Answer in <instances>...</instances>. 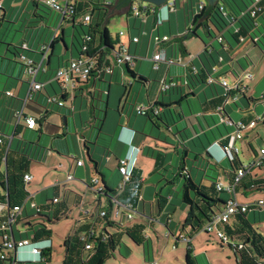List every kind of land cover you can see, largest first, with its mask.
Segmentation results:
<instances>
[{"label":"crops","instance_id":"1","mask_svg":"<svg viewBox=\"0 0 264 264\" xmlns=\"http://www.w3.org/2000/svg\"><path fill=\"white\" fill-rule=\"evenodd\" d=\"M70 1L72 3L75 2V0ZM123 14L121 12V15ZM112 17L114 16L112 15L109 18L108 25ZM169 17L171 18L170 23H168ZM182 18L179 9L177 13L167 7L160 9L157 12L158 24L157 26L154 25V30L160 35H170L169 32L172 30L175 31L173 35H182L186 31L181 30L180 21H182ZM151 19L153 21L154 17L141 19L142 22H146L144 28L145 34L147 33V26ZM75 20L76 23L82 22L81 17ZM125 23L127 25L125 36L119 37L120 33H116L115 37H119L121 42L129 47L130 52L138 57V55L142 54L139 45L144 43L146 36L141 37L138 44L133 43L132 39L139 37L136 31L139 27L138 21L132 23L131 20L126 19ZM60 29L58 36L60 38L65 37L67 48L63 40L59 38L55 54L59 57H64L68 61L72 57H78L72 47V36L74 33L73 19L65 21ZM198 34L201 37L199 31ZM50 36L49 34H45L44 39L48 41ZM150 39L151 36H148L146 41L148 45L151 41ZM227 39L223 46L220 44L221 48L218 49L214 43L215 40L207 42L204 39L207 43L206 46L201 38H191L192 43L189 42L187 44L185 42L189 56L182 58L183 60L180 64L172 66L161 64L165 66V73H161L162 68L160 65L159 73L154 77V81L147 77V72L153 68L152 59L149 61L144 60L143 62L138 59L136 67L133 70L146 78L147 82L143 84V87L146 89V96H138L137 101L139 103L136 104L135 108L139 105L152 107V120L146 116L135 115V112L132 113L128 107L131 94H134L135 90L137 93H141L142 87L131 80L126 67L116 64L112 65L111 61L107 62V65L112 67V73L102 72L103 74H99L97 72L87 83L78 86L73 91L70 89L69 95L71 97L73 95V99L70 96L66 99L59 97L60 100L63 99L64 103V106L61 107L49 100V97H58L63 94L61 85L55 79L56 73L45 72L48 62L51 63L52 69L63 67L58 58L52 57L50 59L49 55L42 65L37 76V81L43 83L44 87L41 91L33 94L30 99H28L30 77L25 71L24 63L18 59L10 60L11 63L7 62L5 70L0 74V89H2L0 91V135L3 139V143L0 144V172L4 173L6 171V157L3 151L11 145L12 150L26 152L31 157L28 174L32 176V181L26 184L29 196L24 202L25 206L19 221L15 223L19 227H25L20 233L30 231L41 223H44L48 229L52 230L54 223L44 219L35 221V212L30 204L34 202L40 207H44V205H47V201L53 199L58 194L61 196V199L66 200L67 206L72 208V210L74 203H80L79 207H74L77 209V215L75 216V221H70L72 228L63 237V242L72 232L87 230L91 224L95 222L99 223L100 221L91 220L94 212L88 205H91V202H95V210L97 208V211H103L110 208V202L107 196L97 195L91 190L89 186L92 180L98 179L102 187L107 185L109 188L115 190L122 179L118 173L119 159L134 157L136 168L140 171L144 186L133 219L128 221L124 217L121 221L111 226L101 224L100 232L97 233L95 231L96 235L98 236L101 233L108 237L112 234L115 237L120 236L121 238V235L125 234L129 229L135 227L142 229L141 238L143 237L144 239L139 248L142 246L146 250V245L148 246L150 253L148 252V255H145L146 252H144V260L149 262L157 254L155 246L157 241L163 236L161 234H163L162 231L165 229L167 231V240H172L175 243L176 250L180 243L184 244L185 257L187 250L191 249L198 264H215L211 258V254L207 250L208 245L196 246V241L199 240L203 231L193 234L190 228L186 227L182 228L179 232L180 223L184 221H179L177 225L176 221H173L174 216L171 211L174 199L171 196L166 198L163 195H158L157 198H152L153 200L149 202L152 206L151 209L157 206L159 216L158 218L155 215L149 216L146 206L149 200L146 201V199L147 196L153 195V190L148 189L153 186L147 187L148 185H145L155 175L161 177L162 173H164L163 178L168 179L165 186L173 185L176 188L174 178L170 179L169 176L174 172L173 176L180 178L177 177L179 171L176 172V168L178 162L180 163L183 151L188 148L195 151V148L191 145L193 139L199 136L203 137L205 134L210 135L212 131H216L218 127L222 126L221 116L217 113L216 107L220 104L221 95L224 94L225 89L219 84L209 87L204 83H199L198 80L194 79L193 72L197 71L198 75L199 73H203L204 77H206L205 73L207 71V73L209 72L214 77H223L232 87L238 82L245 85V74H251V68L248 64L252 62V48L257 46L250 40L239 43L231 38ZM199 40L202 42V45L198 42ZM44 41L33 44L26 41L19 46L21 47L26 44L28 47L26 50L16 48L20 54L25 55L39 65L42 60L41 48L43 45L49 43L46 41L45 43ZM169 44L170 42L163 46L166 49L167 58L180 57L179 54L174 56ZM206 49L208 51V59L204 58ZM221 58L222 61L220 60ZM253 79L254 76L252 75L250 80ZM162 80L168 82L174 80L179 86L166 93H162L160 92V82ZM151 81L155 85L153 90L149 91V88L152 86ZM249 90L250 88L247 86L246 92L233 91L231 97L224 103L227 116L235 122H244L250 125L251 122L260 118V121H257L254 127L246 131L247 134L240 141L246 148L247 164L259 157V151L254 147L250 139L261 137L264 134V109L262 112L258 110V106L264 105V101L255 102V94L251 93L248 96ZM7 92H11L12 95L8 96ZM245 96L250 99L249 105L243 99ZM124 100L125 103H123ZM239 102H241V106H239ZM254 102L257 105L256 108ZM156 111L158 112L156 113ZM21 112H23L24 116H31L37 120L41 119L45 114L47 116L42 124L37 123L35 129H28L16 117L17 113ZM239 112H242V114ZM102 115L104 116V122L101 127L102 130H99L96 128L101 121ZM158 117L161 119L159 120ZM103 134L107 136L111 135V138L105 143L106 148H103V145H101V136ZM215 143L217 142L208 146L204 157L209 160L211 166L219 168L218 180L230 182V178L226 172H224L225 176L221 178L222 169L219 164L225 159L220 148L214 145ZM102 148L106 152H102ZM241 152H244V150L241 149ZM88 153L92 155L94 161L99 163L97 169L94 162L90 160ZM158 153L166 156L165 164L160 170L156 169L154 158ZM187 157V169L192 175L200 177L204 168V162H202L203 165L199 164L200 169L192 168L194 165V162L192 164L190 160L192 153H188ZM239 158L242 161L240 154ZM78 160L83 161L82 166H77ZM190 163L191 167H189ZM195 163L197 164L198 162ZM256 170L252 171V177L264 180V171L259 170L260 172L257 173ZM206 172L211 173L208 169ZM68 175L73 177L72 181H67L66 177ZM163 178L158 181V184L161 183ZM54 183L57 185L55 186ZM203 184L209 185V182L203 181ZM243 184L250 186L248 181H244ZM0 192L5 193L1 185ZM232 197L236 198L240 203H250L257 199H264V190L256 191L239 186L234 196L228 195V199ZM71 211L70 215H72ZM166 217L167 221H165ZM249 218L252 220V215ZM233 223L234 219H232L230 224ZM15 224L14 229L16 231ZM260 226L261 224L256 227L264 234ZM72 229L74 230L72 231ZM191 234H193L192 237ZM42 245H52L54 248L53 235L49 239L44 240ZM151 247L153 255L151 254ZM25 250L28 251H24L22 255L27 259V262H37L35 261L37 256L30 252V248ZM121 253L122 251L119 250V254ZM177 261L179 262L178 258ZM184 262L185 260L180 263L184 264ZM168 264L175 263L168 262Z\"/></svg>","mask_w":264,"mask_h":264},{"label":"trees","instance_id":"2","mask_svg":"<svg viewBox=\"0 0 264 264\" xmlns=\"http://www.w3.org/2000/svg\"><path fill=\"white\" fill-rule=\"evenodd\" d=\"M133 1L134 0H114L113 5H106L105 0H75L73 3L75 14L73 15L74 33L72 36V47L78 57H72L71 60L77 59L83 55H94L98 58L99 68H101L105 62L107 65V62L110 61L109 57L114 56V51L122 43L119 39V37H121L120 34L119 37L113 38L108 28V20L112 16L111 11L117 10L130 15L133 8ZM203 1L205 0H176L173 11L177 13L179 9V11L183 13L186 31L182 35H173L172 31L169 32V36L171 37L169 45L174 56L176 54H179L181 58L189 56L185 42L186 39L192 38V36L201 38L203 43L207 46L206 41L198 34V31L200 30H202L211 40L218 41L222 46L224 42L228 40L227 38H231L239 43H242L241 39L244 38L245 41L250 40L256 46H259L264 50V0H261L257 4V6L261 8V11L257 12L255 17L251 15V9L256 4V0H219L215 5H209L207 2H204L203 8L200 9ZM32 3L36 8L35 16L40 17V22L43 23L45 18L39 13L40 7H44V9L49 12L52 10L44 5L35 2ZM178 4H180V7ZM150 8L151 10L147 8L145 12L148 16L152 15L154 17L153 25L157 26V12L160 8L152 5ZM86 16L90 17V21L85 24L83 21ZM80 17L82 18V22L76 23L75 19ZM170 22L171 18L169 17L168 23ZM188 23H190V26H188ZM138 24L139 27L136 31L140 41L142 33H145L144 28L146 22L138 21ZM52 38L49 42L51 43L50 59L52 57L58 58L59 62H61V66L67 65L71 60H65L64 57L62 58L55 54L60 37L57 36L54 39ZM64 38L65 37L63 36L60 39L63 40L64 45L67 48ZM220 38L222 41L219 40ZM166 44L167 43H165V45ZM84 46H87V51L85 53L83 52ZM18 48L22 49V46ZM9 51L14 54V59L19 60L21 54L17 48H15L14 51L9 48ZM207 52L206 49L204 58L208 59ZM136 58L138 57L136 56ZM200 59L202 60V58ZM46 67V73L50 72L55 74L59 70L52 69L50 62H48ZM126 70L135 80L142 84L147 82L146 78L137 74L129 66H126ZM96 74L97 71L92 72L91 78ZM193 74L194 79L198 80L199 83H204L209 87L216 85L208 83V77L212 75L209 72L207 73V71L205 73L206 77H204L203 73H199L198 75L197 71L193 72ZM186 84H188V82H186ZM178 86L179 84L177 83V86L171 90ZM188 86L191 87L189 84ZM233 91L241 92L239 89H232L229 92H226L225 90L224 94L221 95L220 104L216 107L217 113L221 116L222 126L218 127L216 131H212L210 135L205 134L203 137L199 136L196 139H193L191 145L195 148V151L188 148L181 154V160L178 167L179 174L177 177H180L183 180L182 202L189 207L183 228L189 227L193 234L202 231L204 232L206 225L214 217L220 215L225 210L229 201L228 195L230 194L227 192H220L216 188L220 172L219 168L217 166H211L209 160L204 157V154L207 152L208 146L214 142L224 146L228 141L229 135L236 130L237 122L227 116L224 106L225 101L231 97ZM58 97L66 99V96L63 94ZM245 98L247 97L245 96ZM247 99L250 100L249 98ZM220 108L222 111H219ZM151 111L153 112V110ZM151 111L145 116L152 120ZM46 116L47 114L39 120L35 119L37 123L39 122L42 124L46 120ZM158 118L159 120L161 119L160 117ZM225 120H229L233 124L229 125ZM100 122L99 130H102L101 127L104 118L101 119ZM241 123L248 126L244 122ZM11 146L3 151V154L6 157V171L4 173L0 172V185L5 191V196L1 198L2 203L5 205V209L1 212L0 220H6V218H8V210H12L17 206H22L29 196V193L26 190L27 183L25 182L24 177L25 175H28V166L31 157L26 152L12 150ZM188 153H192V159H190L191 163L198 162L197 164L195 163L196 165L194 164L192 168L200 169L199 164L203 165L202 162H204V168L202 169V175L200 177L192 175L187 169L186 160L188 159ZM88 156L90 160L94 162L95 168L97 169L99 163L92 159L90 153H88ZM154 158L156 169L160 170L165 164L164 161L166 156L158 153ZM226 161L229 162V169L224 167ZM244 165L245 164L240 160L239 155L235 156L232 161L225 159L219 164L222 171L228 174L230 182L234 181L236 173L239 169L243 168ZM207 169L216 172L215 176L211 173H207ZM255 169L257 168L253 167L247 170V174L237 188L239 186H244L246 189L250 190H264V180L254 179V177H252V171ZM203 181L209 182V185L203 184ZM244 181H248L250 186L244 185ZM143 186L144 182L142 181L140 171H138L136 167L132 172L130 181L125 184L123 190L120 191L118 187L113 190L105 185L103 187V194L109 198L110 208L107 210L109 215L113 208V203L111 202L112 198H116L117 202L123 206H130V209L135 212L136 206L142 195ZM89 187L91 188V185ZM223 194H226L227 196H223ZM79 206L80 203L76 202L74 203L73 208ZM71 210L72 208L67 206L66 200L61 199V196L58 194L53 199L49 200L47 205H44V207L42 206L40 212L36 213L34 217L56 223L63 218H68ZM109 215L107 217H99L98 221H101L107 226L116 224L108 219ZM250 215H252V220L249 218ZM19 218L16 222L19 221ZM232 219H234L233 224H222L220 225V229L231 241L227 246L234 250L235 253L240 254L241 259L238 263L264 264V234H262L256 227L264 222V208L259 207L256 204H251L248 212L235 214ZM14 224L12 225L11 234L13 235L14 240H18ZM97 224L98 223L95 222L91 224L89 229L77 230L74 234H70L66 237L63 242L65 256L61 264L106 263L111 255L110 251L115 249V235L111 234L108 237L101 233L98 236L95 233L91 235V231H95ZM141 233L142 229L137 227L126 231V235L137 245H142L143 243L142 241L144 238H141ZM1 234L2 233L0 232V236ZM193 234H191V237ZM50 237H52V230L48 229L44 223H41L30 231L20 233L19 240L28 239L32 241V243H40ZM89 244L92 245V248L86 249V246ZM221 244L224 245L223 243ZM52 251V245L50 247H45L42 249L41 260L37 262H19L18 264L50 263L52 261ZM4 262L5 261L0 260V264H7ZM184 264H198L191 249L187 250Z\"/></svg>","mask_w":264,"mask_h":264},{"label":"rangeland","instance_id":"3","mask_svg":"<svg viewBox=\"0 0 264 264\" xmlns=\"http://www.w3.org/2000/svg\"><path fill=\"white\" fill-rule=\"evenodd\" d=\"M180 7V4H178ZM140 6L142 9L143 8H148L151 10L150 6L148 3L142 2L140 0H134L133 1V8L130 13V15L123 14L121 15V12L117 10H112L111 15L112 17L110 20L109 30L112 34L113 37H115L116 33H120L121 30H127V25L125 23L126 19H129L134 23L135 21H140L146 17L147 18H153L152 15H149L143 11L142 13V18H136L134 15V7ZM35 7L32 2L27 1V0H0V74L3 73V71L6 68L7 62L11 63L10 60L14 59V54L8 49L10 48L11 50H15L16 47H19L21 43L23 42H28V43H41L43 42L44 35L49 34L51 35L49 40L46 42H50L55 30H58L59 24L62 20V16L59 12L56 11H47L44 9V7H40V14L44 16L45 20L43 23L40 22V17L34 16V11ZM182 17L183 13L180 11ZM142 19V20H141ZM180 21V26L181 30H186V26L184 23V19H181ZM188 26H190V23H188ZM153 28V29H152ZM148 29V30H147ZM147 33H142V37H145V41L143 44H140L139 47H141V55H138L139 61L143 62L144 60H151L152 55H153V50L155 48V41L154 38L159 35L156 30H154V25L152 19L149 21V24L147 26ZM61 30V29H59ZM58 30V32H59ZM71 31V29H69ZM175 33V31L172 30V34ZM199 33L201 34V37L204 38L207 42L210 41L211 39L202 31L200 30ZM60 34V33H59ZM145 34V35H144ZM148 36H151V41L149 45L147 44V38ZM46 38V37H45ZM44 41V42H45ZM191 38L186 39V43L188 44L191 42ZM45 42V43H46ZM201 45L202 42L199 40L198 41ZM196 42V43H198ZM216 47L218 49L221 48V45L218 41H214ZM110 61L112 62V65H115L114 58L110 57ZM251 59L252 62L249 63L248 65L250 66V72L254 76L253 80H246L245 81V86H249L250 88V93H248V96L251 95V93L254 95L255 102H261L263 100V94H264V50L257 46L252 48V53H251ZM4 63V65H2ZM125 67V66H123ZM162 71L161 73H165V66L161 65ZM240 70V69H239ZM159 71L154 70L153 68L150 69L147 72V77L150 78L152 81H154V77L158 75ZM129 77H131L129 75ZM232 78V77H231ZM131 80H133L138 86L140 85L141 88V93H137L135 90V93L129 97L128 101V107L132 113L135 112V115H138L135 111V106L137 103H139L138 96L141 95V97L146 96V89L143 87L144 85L135 80L134 78L131 77ZM109 81V80H108ZM151 81V87L149 88V91L153 90L154 83ZM231 81V80H230ZM2 87V86H1ZM125 88V87H124ZM2 89H0L1 91ZM137 98V99H136ZM246 104L249 105V100L247 98H243ZM254 102V106L256 108V103ZM125 103V100L124 102ZM239 106H241V102L238 103ZM264 109V105L261 104L258 106V110L262 112ZM242 114V112H239ZM244 114V113H243ZM104 116H101V119H103ZM101 122H99V125L97 126L96 129H99ZM97 132V130H96ZM86 133V132H85ZM247 134V132H244V136ZM89 136V135H87ZM111 135L107 136L103 134L101 136V145H103V148H106L105 143L110 139ZM254 145V147L260 152L261 148H264V134L261 135V137H257L254 139H250ZM241 149L244 150V152L240 153V157L243 161L244 164L247 165L248 158L245 153V146H243V143H239ZM101 149V151L106 152L105 149ZM105 156V155H104ZM192 159V158H190ZM179 162L177 164L176 172L178 171L179 167ZM193 164V163H192ZM195 164V162H194ZM191 163L189 164V167H191ZM224 167L226 169H229L230 165L229 162L226 161L224 163ZM264 171V167L262 169L257 168V173L260 171ZM119 173V172H118ZM174 173V172H173ZM173 173L170 174L169 178L175 180L176 188L171 186H165L166 181L168 180L167 178H163L165 175L162 173L161 177H158L155 175L153 178L148 180V183L145 185L147 187L153 186V195L147 196L146 201L148 203L146 204L147 209H148V214L149 216L155 215L156 218L159 216V211L157 209V206H155L153 209L151 206L150 201H152L154 198H157L158 195H163L164 197L168 198V196H171L174 199V202L172 203V214L174 216L173 221H176V225L179 221H185L189 207L185 204L182 203V189H183V180L180 178L174 177ZM215 176V172L211 171V174ZM121 176V175H120ZM224 172L221 171V178L224 177ZM163 178L161 183L158 184V181ZM164 187L162 190L161 188ZM223 196H227L226 194H223ZM150 198V199H149ZM153 198V199H152ZM48 202V201H47ZM91 205H88V207L93 210L94 216L91 218L92 221H98L99 218V210L97 211V208L95 210V205L96 203L91 202ZM35 214L37 213L36 210H34ZM152 212V213H151ZM72 215H69L68 218H63L60 220V222H56L52 225V235H53V240H54V248L52 251V261L47 264H61L63 259H64V247H63V237L68 234V232L71 230V222L70 221H75V216L77 215V209L73 208L71 211ZM41 218H36L35 221L40 220ZM165 221H167V217L165 218ZM101 224L103 223L100 221L97 226H96V232H100ZM181 227L179 229L182 230L184 222L180 223ZM262 230L264 231V222L261 223ZM16 228V234H17V239L19 240V235L20 232L25 229V227L21 226L19 227L18 224H15ZM164 229V228H163ZM74 229H72L73 231ZM165 230V229H164ZM162 231L163 235L159 241H157V244L155 246L157 254L156 256L151 259L152 261L146 262L144 260V252L145 255H148V246L146 245V250H144V247H140L139 245L135 244L127 235L126 233L120 236L115 237V249L113 251H110V257L106 261L105 264H151L157 262L158 264H168V262L175 263V264H181L180 262L185 260L184 256V251L185 248H183L184 244L180 243L177 247V250L173 248L175 247V243L170 240L168 241L166 238V233L167 231ZM72 234H74L72 232ZM24 236V235H23ZM25 237V236H24ZM203 242L201 243V241ZM209 240V241H208ZM201 245H208L207 250L211 254V258L214 260L215 264H239L238 261H240L241 256L238 253H235L234 250H232L229 246L227 245H222L220 241L216 238L214 235H209L205 232H203L199 238V240L196 241V246L199 247ZM176 248V247H175ZM119 250L122 251L121 254H119ZM27 252L28 250H24ZM24 251H21L20 253H23ZM151 254L153 255V250L151 247ZM194 255V254H193ZM126 258V259H124ZM177 258L179 262L177 261ZM21 259L22 262H27V259L24 258V256L21 254ZM45 264V263H42Z\"/></svg>","mask_w":264,"mask_h":264},{"label":"built area","instance_id":"4","mask_svg":"<svg viewBox=\"0 0 264 264\" xmlns=\"http://www.w3.org/2000/svg\"><path fill=\"white\" fill-rule=\"evenodd\" d=\"M30 2H35L41 5H44L51 9L52 11L59 12L62 16V20L59 24V29L62 27L63 23L67 20H72L73 15L75 14V10L73 7V3L70 0H27ZM106 5H113L114 0H105ZM261 0H256V4L251 9V15L253 17L256 16L257 12L261 11V8L257 6V4ZM204 2L201 4L200 9L203 8ZM176 3V0H170L166 7L173 10V7ZM165 7V8H166ZM147 8H141L140 6L134 7V15L137 18H142L143 11H146ZM90 21V17L86 16L84 18V23H88ZM58 29V30H59ZM58 30L55 31L54 36L52 39L58 36ZM125 31L120 32V36H125ZM192 38H195V36H192ZM171 40V37L169 35H157L154 38L155 41V48L153 50L152 55V62H153V69L158 71L160 69L161 64H167L168 66L176 65L182 63V58H167L166 49H164L165 43H168ZM222 41V39H219ZM242 42H245V39H241ZM133 43H138L139 38L134 37L132 39ZM50 46L51 43L45 44L41 48L42 53V60L39 65H37L33 60L27 58L25 55L21 54L19 56V60L24 63L25 65V71L27 75L30 77V89H29V96L28 99H30L33 94L36 92H39L43 89L44 84L37 81V76L41 70L42 65L45 63V61L48 59L50 55ZM28 47L26 44L22 45V49L26 50ZM87 51V46H84L83 52L85 53ZM110 58V57H109ZM114 62L116 65L119 66H129L131 69H134L136 67V63L138 61V58H136L135 55H133L130 52L129 47L121 43L116 50L114 51ZM222 61V58L220 59ZM106 63V62H105ZM105 63L99 68V61L98 58L94 55H83L77 59L71 60L68 62L67 65L63 66L56 72L55 79L60 83L63 91V95L69 97L70 89L73 91L78 86L87 83L90 78L92 72L97 71L99 74L102 72L105 73H112V67L105 65ZM252 75L247 73L244 76L245 80L251 79ZM208 83L209 84H219L221 85L226 92L231 91L232 89H239L241 92H246L247 86L243 85L241 82H238L234 87L229 85L228 81L224 79L223 77H214L210 76L208 77ZM177 83L174 80H171L170 82L166 80H162L160 82V92L166 93L170 91L172 88L176 87ZM8 96H11V92L6 93ZM71 99H73L70 96ZM50 102L57 103L59 106H64V103L62 100H60L59 97H50ZM136 113L140 116H145L147 113H149L152 110V107H147L144 105H139L135 108ZM219 111H222L220 108ZM158 111H156L157 113ZM19 122H22L25 124V126L28 129H35L37 127V121L34 117L31 116H24L23 112L17 113L16 115ZM257 121H260V118H258L256 121L250 123V125L246 126L241 122H237L236 130L234 133L229 135L228 141L224 146H221L218 143H215L214 145H217L220 150L222 151L224 155V159H228L230 161L234 160L235 156L239 155L241 153V147L239 145L240 141L244 138V132L247 131L249 128H252L256 125ZM225 122L229 125H232L233 123L229 120H225ZM3 143V139L0 135V144ZM138 150V149H137ZM83 161L78 160L77 166H82ZM264 165V148L261 149L259 157L254 159L252 162H250L247 165H244L243 168L239 169L234 177L233 182H225L223 180H218L216 183V188L220 192H227L230 195L234 196L236 194V188L241 183L242 179L247 174V170L250 168H261ZM136 167V160L134 157H125L122 159H119V174L121 175L122 179L121 182L118 185V188L121 190L124 189L125 184L130 181L132 177V172L134 168ZM67 181H72L73 177L71 175H68L66 177ZM24 180L26 183H29L32 181L31 175H25ZM57 183V182H56ZM54 183L56 186L57 184ZM91 190L95 192L97 195H104V189L100 185V182L98 179H93L91 182ZM5 196V193L0 192V215L1 212L5 209V205L2 203L1 198ZM28 199V198H27ZM111 202L113 203V208L110 212V215L107 210L99 211V217H107L109 215V220L117 223L121 221L124 217L131 221L133 219L134 211L130 209V206H123L119 204L116 200V198H112ZM256 204L259 207L264 208V199H257L250 203H240L237 201L236 198L232 197L229 199L225 210L218 216L214 217L204 228V232L209 235H214L216 238L223 243L224 245H228L231 243L230 239L227 237V235L220 229V225L222 224H230L232 221V217L235 214L238 213H246L249 211L250 205ZM25 206V203L22 206L14 207L12 210H8V218L6 220H0V232L2 233L0 236V260L5 261L4 263L7 264H18L19 262H22L21 259V251H24L27 248H30V252L37 256V259L35 261L41 260V253L42 249L45 247H50L51 245H42L44 241H41L40 243H32V241L28 239H22V240H14L12 232V225L16 222V220L21 216L23 208ZM31 208L33 210H36L37 213L40 212V206L36 203L32 202L30 204ZM1 217V216H0ZM96 234L95 231H91V235ZM92 245H87L86 249H91ZM175 249V247H173ZM151 264H158L157 262L151 263Z\"/></svg>","mask_w":264,"mask_h":264},{"label":"water","instance_id":"5","mask_svg":"<svg viewBox=\"0 0 264 264\" xmlns=\"http://www.w3.org/2000/svg\"><path fill=\"white\" fill-rule=\"evenodd\" d=\"M154 7L164 9L170 0H140ZM219 0H205L209 5H215Z\"/></svg>","mask_w":264,"mask_h":264}]
</instances>
